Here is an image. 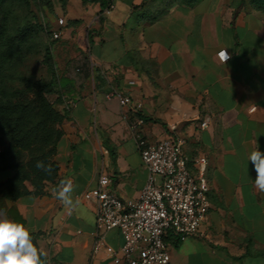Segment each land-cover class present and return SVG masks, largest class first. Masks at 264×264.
Returning <instances> with one entry per match:
<instances>
[{"label":"crops","instance_id":"crops-1","mask_svg":"<svg viewBox=\"0 0 264 264\" xmlns=\"http://www.w3.org/2000/svg\"><path fill=\"white\" fill-rule=\"evenodd\" d=\"M50 1L52 30L63 18L60 40L89 64L78 75L60 69L56 107L67 118L57 181L41 197L5 204L31 233H41L48 263L115 264L122 234L109 231L105 248L94 253L96 205L81 196L104 174L122 200L137 198L148 178L141 147L172 136L185 141L191 169L196 158L207 159L211 208L197 236L171 237V263L264 264V192L247 163L253 150L264 153V10L250 0H113L106 15L102 0ZM221 51L228 60H220ZM112 89L142 102L141 143L130 129L136 114L106 98ZM12 176L0 173V183ZM67 179L79 201L72 208L54 194Z\"/></svg>","mask_w":264,"mask_h":264},{"label":"built area","instance_id":"built-area-1","mask_svg":"<svg viewBox=\"0 0 264 264\" xmlns=\"http://www.w3.org/2000/svg\"><path fill=\"white\" fill-rule=\"evenodd\" d=\"M114 9L112 0L104 14ZM57 23L60 29L50 30L52 42L62 38L61 27L65 21L59 18ZM222 52L226 54L221 51L218 56L226 61L220 55ZM106 98L117 100L122 108L136 114L130 129L141 143L144 118L137 113L142 110V102L117 89L108 92ZM207 126V121L201 124V128ZM184 144L183 139L168 136L154 145L141 147L148 178L135 199L122 200L110 189V178L104 174L100 175L96 188L82 194L83 200L96 205L94 253L105 248L107 233L118 229L123 244L112 253L115 264H172L168 238L182 242L199 234L211 208L206 177L208 161L198 157L191 169L183 151Z\"/></svg>","mask_w":264,"mask_h":264},{"label":"trees","instance_id":"trees-1","mask_svg":"<svg viewBox=\"0 0 264 264\" xmlns=\"http://www.w3.org/2000/svg\"><path fill=\"white\" fill-rule=\"evenodd\" d=\"M7 1L11 0H0V5ZM14 1L23 3L27 9L30 7V0ZM180 1L192 6L199 0ZM250 1L256 9L264 10V0ZM111 2L101 1L103 11ZM38 3L42 8L52 9L50 0H38ZM37 28L48 35L51 33V29L37 23L11 29L7 20L0 22V173H13L12 177L0 183V212L21 223L23 220L19 214L6 209L5 204L25 196L41 197L46 194V185L57 181L56 149L63 136L61 125L67 118V113H61L56 107L60 95L56 102L50 100V95L59 88L50 46L45 47L44 54V62L51 73L49 81L36 80L17 72L38 37ZM31 234L39 248L41 233ZM170 239L171 236L168 241Z\"/></svg>","mask_w":264,"mask_h":264},{"label":"rangeland","instance_id":"rangeland-1","mask_svg":"<svg viewBox=\"0 0 264 264\" xmlns=\"http://www.w3.org/2000/svg\"><path fill=\"white\" fill-rule=\"evenodd\" d=\"M50 14V10L42 8L38 3V0H30L29 9H27L23 3L14 0L7 1L0 5V22L7 20L11 29H16L23 25L33 26L36 23L41 24L48 29H53L49 19ZM55 18L57 17L55 16ZM37 31L38 37H36L32 43L30 53L26 55L23 63L18 66V73L36 80L49 81L51 73L44 62L46 46H50L51 48L53 63L59 78V84L62 81L60 73L61 66L71 69L76 75H78L80 72H77V69H83L89 64L87 58L78 57L80 50L73 46L70 47V45L62 40L52 42L45 31H41L39 28H37ZM59 93V88H57V92L50 95V100L56 102Z\"/></svg>","mask_w":264,"mask_h":264},{"label":"clouds","instance_id":"clouds-1","mask_svg":"<svg viewBox=\"0 0 264 264\" xmlns=\"http://www.w3.org/2000/svg\"><path fill=\"white\" fill-rule=\"evenodd\" d=\"M225 54V53H224ZM224 59L228 56L225 54ZM254 165L255 187L264 192V153L257 149L248 155ZM74 184L72 179L62 180L54 194L63 205L72 208L79 201H73ZM0 264H47L46 253L33 242L31 230L24 224L0 212Z\"/></svg>","mask_w":264,"mask_h":264},{"label":"snow or ice","instance_id":"snow-or-ice-1","mask_svg":"<svg viewBox=\"0 0 264 264\" xmlns=\"http://www.w3.org/2000/svg\"><path fill=\"white\" fill-rule=\"evenodd\" d=\"M220 55H221L222 58H224V55H225V54L222 52V53H220Z\"/></svg>","mask_w":264,"mask_h":264}]
</instances>
